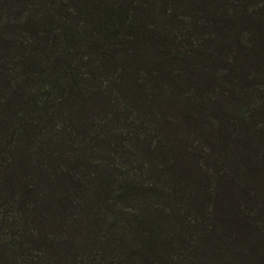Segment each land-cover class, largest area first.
Returning a JSON list of instances; mask_svg holds the SVG:
<instances>
[{"label": "trees", "instance_id": "trees-1", "mask_svg": "<svg viewBox=\"0 0 264 264\" xmlns=\"http://www.w3.org/2000/svg\"><path fill=\"white\" fill-rule=\"evenodd\" d=\"M263 237L264 0H0V264H264Z\"/></svg>", "mask_w": 264, "mask_h": 264}, {"label": "rangeland", "instance_id": "rangeland-1", "mask_svg": "<svg viewBox=\"0 0 264 264\" xmlns=\"http://www.w3.org/2000/svg\"><path fill=\"white\" fill-rule=\"evenodd\" d=\"M231 101L233 102L232 99H231ZM181 103L183 104L184 101H182ZM247 105H248L247 103L244 104V106H247ZM182 129H184L183 120H182L181 117H179V118H177L176 123L174 124V126L171 129H169L168 135L164 134L165 139L163 141V146H164L165 150H162V151H163L164 154L169 155L170 157H172V159H175V161L178 162V166H177L176 170L178 172L182 171V173H183L184 171H187L185 166L187 164H188V166H191V165L188 162H187V164H185V163L183 164L181 162L182 158L184 156H187V155L186 154H178L177 152L178 151L180 152V151L185 150V149L193 150V149H190L188 146L195 145L196 142L193 140L195 135H193L192 130H189V131L185 132L184 130L182 131ZM180 130H181V132H180ZM159 135H161V134H159ZM129 144H130L129 142H125L124 141L123 149L126 148L131 153V151L129 149ZM143 147H144L143 145L141 147H139L137 145L138 149H137L136 153H133V156H134V158L136 160L138 159V157H137L138 153L140 154V152H142L141 150L143 149ZM181 147H185V148H181ZM21 151H23V147H21ZM109 152L113 153L112 151H109ZM146 152H148V151H146ZM157 154H159V152H157ZM131 156H132V154H131ZM140 156L142 158H147L146 153L145 154H141ZM156 157H158V159H159V156H156ZM202 159L203 158H198V161H197V159H195V163L198 164V165L193 164L192 165L193 167L191 166V168H188L190 174L187 175V179L193 178V181H197L195 183V186H198V189H195V188L192 187L191 188V192L193 191V193L195 195H197V196H199L201 198L204 197V193H205L206 189L210 188L209 187L210 185L208 186L207 184H205L204 181L202 182L201 177H200V173L203 172V167H204V163H205V161L202 160ZM161 161L164 162V159H162ZM132 163H133V161H132ZM128 168H131V167L129 166ZM131 170H132V172L129 175H127L129 180L131 181V183L134 182V181L136 182L139 178L145 179L144 173H139V172L135 171L134 169H131ZM167 172L163 173L161 175L156 173V172H152V174H151V176H152L151 182L158 181V184L161 185V186H167L168 184L174 183L173 177L175 175H171L172 172H168V173ZM226 198L227 197H225V199L223 200L224 208H226V206H229V204H231V202H232V200H231L232 197H230L228 199H226ZM238 202L240 203V199H238V201L236 200L234 204L238 205ZM66 229L69 230L68 228H66ZM263 239H264V237H263ZM62 249H66L65 246ZM260 249H262L261 252H264L263 251L264 250V240H263V243H262ZM65 255L66 254L64 252H62V255L59 253V255L57 257H59V256L62 257V256H65ZM116 255L117 254H115V256H113V255L107 256V261L108 262H112V263L114 262L116 264H118L119 262L121 263L123 258H118V257H122V256H116Z\"/></svg>", "mask_w": 264, "mask_h": 264}]
</instances>
